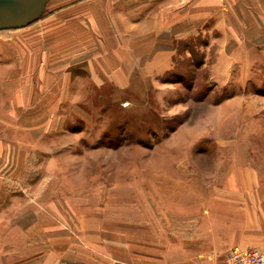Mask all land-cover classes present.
<instances>
[{"label": "crops", "instance_id": "0c3cea01", "mask_svg": "<svg viewBox=\"0 0 264 264\" xmlns=\"http://www.w3.org/2000/svg\"><path fill=\"white\" fill-rule=\"evenodd\" d=\"M54 2L38 22L0 31V264H222L231 249L264 251V145L220 150L205 176L180 146L142 166L141 188L126 162L124 188L102 206L100 152L67 128L87 122L86 77L94 95L124 91L135 72H167L199 33L223 58L236 47L239 65L254 57L264 0Z\"/></svg>", "mask_w": 264, "mask_h": 264}, {"label": "rangeland", "instance_id": "374dc122", "mask_svg": "<svg viewBox=\"0 0 264 264\" xmlns=\"http://www.w3.org/2000/svg\"><path fill=\"white\" fill-rule=\"evenodd\" d=\"M46 14L44 11L39 19ZM209 36L199 33L196 40L180 43L182 57L173 59V65L163 74L135 72L124 91L103 87L94 95L86 77L87 122L67 121V128L85 132L80 145L86 152H100L96 161L101 163L98 186L102 206L107 204L111 189L119 192L124 188L126 162L134 164L132 177L141 188L142 166L147 163L157 167L180 146L191 147L190 160L198 175L205 176L203 170L215 157L224 163L226 155L220 150L242 146L239 142L243 139L258 151L264 145V46L255 51L254 57L249 51L251 57L241 58L245 61L239 65L232 54L236 47L227 51L230 58H223L220 43ZM228 61L233 68L225 66L229 71L224 73L221 66ZM190 129L196 130L191 141L187 134ZM94 187L88 181L86 189ZM118 202L125 204L124 200ZM137 211L141 215L140 209Z\"/></svg>", "mask_w": 264, "mask_h": 264}, {"label": "water", "instance_id": "95a60500", "mask_svg": "<svg viewBox=\"0 0 264 264\" xmlns=\"http://www.w3.org/2000/svg\"><path fill=\"white\" fill-rule=\"evenodd\" d=\"M49 0H0V31L29 26L41 17Z\"/></svg>", "mask_w": 264, "mask_h": 264}, {"label": "built area", "instance_id": "2783aa9c", "mask_svg": "<svg viewBox=\"0 0 264 264\" xmlns=\"http://www.w3.org/2000/svg\"><path fill=\"white\" fill-rule=\"evenodd\" d=\"M222 264H264V251L231 249Z\"/></svg>", "mask_w": 264, "mask_h": 264}]
</instances>
